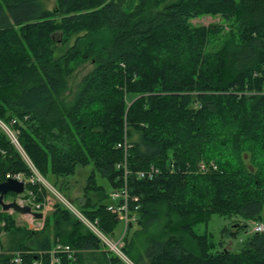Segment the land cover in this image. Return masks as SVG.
Returning a JSON list of instances; mask_svg holds the SVG:
<instances>
[{
    "label": "trees",
    "instance_id": "trees-1",
    "mask_svg": "<svg viewBox=\"0 0 264 264\" xmlns=\"http://www.w3.org/2000/svg\"><path fill=\"white\" fill-rule=\"evenodd\" d=\"M163 1L0 0V120L15 119L27 157L66 200L67 178L92 165L78 207L71 204L106 236L121 223L107 209L111 192L124 185L127 228L136 221L142 230L164 213L166 233L149 238L137 258L124 235L121 250L134 264H264V232L252 230L238 249L231 241L217 249L209 234L193 230L213 214L239 217L224 231L232 240L240 226L260 220L264 0H171L150 13ZM203 13L231 25L217 49L207 48L210 29L190 23ZM87 60L93 67L64 100L67 76ZM151 168V177H139ZM7 173L23 174L25 195L44 199L45 188L0 130V180ZM53 205L38 231L0 210V236L21 234L12 252L0 239V264H15L16 254L20 264H85L80 249L105 246L64 203ZM103 251V264H127Z\"/></svg>",
    "mask_w": 264,
    "mask_h": 264
},
{
    "label": "rangeland",
    "instance_id": "rangeland-1",
    "mask_svg": "<svg viewBox=\"0 0 264 264\" xmlns=\"http://www.w3.org/2000/svg\"><path fill=\"white\" fill-rule=\"evenodd\" d=\"M48 1L50 3V6L54 5L55 0H48ZM169 1L171 0H164L159 5H150V13H153L156 10L162 9L166 4H168ZM190 23L194 27H198L202 25L206 27L207 29H210L208 33V39H207L209 41L208 46H207L208 49H212V48L217 49L220 46V44L223 42V39L228 34V32L232 31V28H230L231 25L229 24V22L225 20L223 16L220 14L203 13L200 16L192 18L190 20ZM218 28H219V31L215 32L214 29L216 30ZM60 33L61 32L59 30L55 31L56 36L59 35ZM64 50H65V43L61 41L56 42V53L60 54ZM92 67L93 65L91 61L87 60L86 62L80 64L69 76H67V87L62 95L64 100H67L70 98L73 92L72 89L75 90V88L78 86L84 74H86ZM6 123L7 124L10 123V121ZM0 130H3L1 128V125H0ZM18 134H17V140H18ZM10 142L12 143V146L16 148V150L19 152L20 155L22 154L24 155L23 151L20 150V148L17 146L16 143L12 142L11 140ZM204 165L205 167H207L206 164ZM211 165H213L214 168L216 166L213 161H211ZM91 166L92 165H88L85 167L78 166L75 173L70 175L67 178V180L65 179L66 185H67L66 190L69 193L68 198L71 201L66 200L65 196H63V194H60L61 191L59 193V190L57 191L55 188L53 190L47 186H44L41 183L42 186L45 188L44 199L41 201H43L46 204V206L49 205L48 206L49 211L47 212V214L51 215L50 212L53 211L54 209L53 203L55 202V200L59 201L57 197L58 193L61 195L60 197L62 200H66L67 202L72 203L75 207H78V201L79 202L81 201L83 187L86 184V179H87L89 171L91 170ZM99 181L104 183L105 186L107 187V184L105 181L103 180H99ZM48 197L49 198L52 197V201H50V203H48L49 202V200L47 199ZM6 198L10 200L8 197ZM8 213L10 214V212ZM11 213H12L11 216L13 215L12 218L14 219V223L17 226H21L24 229L37 230V231L43 228L45 219L47 217V214H45L44 218H42L39 221V224H36L34 219L26 221L20 218L19 216H16L15 212L12 211ZM166 218L167 217L164 215V213L161 212L159 214V217L156 220L151 222L149 226H147L146 228H143L142 230H141V226L139 225V223L137 224L136 221L133 222L132 226L127 229H124V226L119 222L120 224H119L118 229L115 231V234L113 236H108V237L112 240H115L117 239V237L122 236V241H123L124 235L128 233L129 238L131 237L132 257L137 258L140 254L144 253V249H145V246L149 238L160 237V236H163L164 233H166L167 229L164 226ZM238 218L239 217L237 218L233 217V219H229L228 217H225L219 214H213L208 221L201 222V223L194 225L193 230L199 234H204V233L209 234L213 242L217 245V249H220L222 247L221 242L222 244H225V246H227V241L229 242L231 241L230 246L232 249H238L240 246L238 241L243 240L249 233L252 232L253 223L256 222V221L248 222L245 227L240 226L238 229L237 237L235 239L229 240V238H227V236L225 235L224 231L225 229H228V228L235 229L237 227L236 224H237ZM259 218H260L259 221L262 224H264V204L262 206V210L260 211ZM52 232H53L52 226H50V231H49L50 236H52ZM20 236H21L20 233H16L14 231H12L10 234L2 233L0 236L2 251H7V252L14 251L16 249L15 247L16 239ZM22 236L24 235L22 234ZM105 247L106 246H103L101 249H96V248L82 249V250L80 249L84 257L83 262L85 264H103L106 261L104 257L105 251H103L105 250ZM124 262H126L127 264H134L133 261L130 260L128 257H127V261L125 260Z\"/></svg>",
    "mask_w": 264,
    "mask_h": 264
},
{
    "label": "built area",
    "instance_id": "built-area-1",
    "mask_svg": "<svg viewBox=\"0 0 264 264\" xmlns=\"http://www.w3.org/2000/svg\"><path fill=\"white\" fill-rule=\"evenodd\" d=\"M15 122V119H11L10 123L7 124L5 122H3L2 120H0V125L1 128L3 129L2 131L7 135V137L9 138V140H11L12 142L16 143L17 146L20 148V150L22 151V148L20 147V144L17 140V134H18V130L13 129L12 128V124ZM118 145H120V143H118ZM124 145V150L126 151L128 143L126 141H124L123 143ZM23 158L25 159V161L28 163L29 167L31 168V170L33 171L34 175H35V179H37L38 181L42 182L45 186L51 188L54 190V188L52 186H50L44 179L43 177L37 172V170L34 168L33 164L31 163V161L28 159V157L24 154H22ZM202 166V167H200ZM200 170H205L206 167L203 163L200 164ZM155 171V169L151 168L148 170V172L145 171H138V175L139 177L143 178V177H151L152 173ZM128 172L127 169H125V173ZM7 177H14V178H20L19 174H6ZM32 180V179H31ZM61 195L58 193V199L59 201H61L62 203H64L67 208H69V210L75 215L77 216L100 240L101 242L106 246V248L110 251H113L117 256H119L122 260H126L127 261V256L123 253V251L121 250V245H122V236L117 237V239L112 240L110 239L108 236H106L105 234H103L97 227L96 225L89 221L86 217H84L82 215V213L77 210L70 202H67L66 200H62ZM111 197H112V202H110L107 205V209L109 211H111L112 213H114L117 218L121 221L122 225L124 226V229H127V225L129 223L130 220V215L128 213V201L131 198L128 191H127V187L126 185H124L120 190H115L111 192ZM29 197H19L16 201L19 202L20 204H25L27 203ZM63 198V197H62ZM30 200H32L31 202V207L34 211H40L43 212L44 215L47 214V212L49 211V205L46 206V204L44 202L41 201H37L35 202L33 199L29 198ZM132 199L136 200L137 197L133 196ZM54 204V203H53ZM138 207V205H136V208ZM43 215V218H44ZM42 218H34L36 224H39V221ZM253 231L256 232H264V224H262L260 221H256L253 223ZM57 248V249H56ZM56 250H65V251H69L70 247L68 245H62V244H57L56 245ZM20 255L16 254L13 257V262L15 264H20Z\"/></svg>",
    "mask_w": 264,
    "mask_h": 264
},
{
    "label": "water",
    "instance_id": "water-1",
    "mask_svg": "<svg viewBox=\"0 0 264 264\" xmlns=\"http://www.w3.org/2000/svg\"><path fill=\"white\" fill-rule=\"evenodd\" d=\"M25 190V182L14 177H6L0 180V207L6 212H17L20 214H31L35 218H43L44 213L34 211L30 204H20L15 198L6 200L5 195L12 193L18 195Z\"/></svg>",
    "mask_w": 264,
    "mask_h": 264
},
{
    "label": "crops",
    "instance_id": "crops-1",
    "mask_svg": "<svg viewBox=\"0 0 264 264\" xmlns=\"http://www.w3.org/2000/svg\"><path fill=\"white\" fill-rule=\"evenodd\" d=\"M22 148V147H21ZM22 151H23V153L26 155V153L24 152V150L22 149ZM27 156V155H26ZM23 157V156H22ZM29 159V158H28ZM32 163V162H31ZM20 175V178L19 179H21V180H23L24 182H25V190H24V192L23 193H21V194H18V198L19 197H27L25 194H26V181H27V178H25V176L23 175V174H19ZM41 175V174H40ZM42 176V175H41ZM7 177V176H6ZM43 177V176H42ZM18 179V178H17ZM43 179L45 180V181H47L44 177H43ZM42 183V182H41ZM47 183L50 185V186H52L51 184H50V182L49 181H47ZM43 184V183H42ZM44 185V184H43ZM45 186V185H44ZM53 187V186H52ZM54 188V187H53ZM9 194H12V193H9ZM6 197H8V196H6ZM18 198H16V200L18 199ZM29 198H31V199H33L32 197H29ZM28 198V201H27V203H25V204H31V202H32V200H30ZM11 199V198H10ZM48 200H49V202L48 203H50V201H52V197H48L47 198ZM6 200H8L7 198H6ZM56 201V200H55ZM41 202H43V201H41ZM0 210H1V207H0ZM1 211H3V210H1ZM5 212V211H4ZM10 214H12L11 212H10ZM15 214H16V216H19V217H21L23 220H26V221H28V220H33L35 217H33L31 214H28V213H26V214H20V213H17V212H15ZM31 216V217H30ZM3 233V232H2ZM1 233V234H2ZM1 239V238H0Z\"/></svg>",
    "mask_w": 264,
    "mask_h": 264
},
{
    "label": "flooded vegetation",
    "instance_id": "flooded-vegetation-1",
    "mask_svg": "<svg viewBox=\"0 0 264 264\" xmlns=\"http://www.w3.org/2000/svg\"><path fill=\"white\" fill-rule=\"evenodd\" d=\"M6 196H8V198H9V199H10V198H11V199H13V198H15V199H16V198H18V195L9 194V193H8V194H6V195H5V197H6Z\"/></svg>",
    "mask_w": 264,
    "mask_h": 264
},
{
    "label": "bare ground",
    "instance_id": "bare-ground-1",
    "mask_svg": "<svg viewBox=\"0 0 264 264\" xmlns=\"http://www.w3.org/2000/svg\"><path fill=\"white\" fill-rule=\"evenodd\" d=\"M34 183V182H33ZM13 216V215H12ZM21 218V217H20ZM26 237V236H25ZM53 245V244H52Z\"/></svg>",
    "mask_w": 264,
    "mask_h": 264
}]
</instances>
